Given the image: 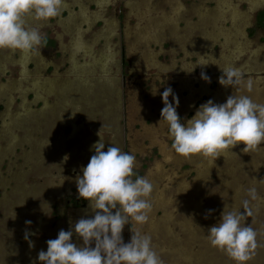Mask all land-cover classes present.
Here are the masks:
<instances>
[{"label": "rangeland", "instance_id": "1", "mask_svg": "<svg viewBox=\"0 0 264 264\" xmlns=\"http://www.w3.org/2000/svg\"><path fill=\"white\" fill-rule=\"evenodd\" d=\"M262 18L264 0H63L59 17L28 18L39 49L0 50V264H41L48 240L92 218L76 179L100 136L105 151L134 153L135 174L154 186L141 231L163 264H233L205 237L252 186L261 199L244 221L258 232L249 264H264V143L249 153L239 144L214 163L186 160L159 125L167 87L182 122L209 99L226 102L234 89L218 83L219 66L241 68L252 99L264 103ZM72 242L82 246L75 233Z\"/></svg>", "mask_w": 264, "mask_h": 264}, {"label": "clouds", "instance_id": "2", "mask_svg": "<svg viewBox=\"0 0 264 264\" xmlns=\"http://www.w3.org/2000/svg\"><path fill=\"white\" fill-rule=\"evenodd\" d=\"M62 8L63 0H0V50L34 54L43 37L38 28L28 25L27 19L46 23L59 17ZM219 68L222 75L218 83L233 88L235 94L222 104L209 99L186 122L178 115L179 98L173 89L167 87L160 93L164 106L159 125L166 126L174 153L186 160L200 157L214 163L239 144L244 145V153L262 149L264 103L255 102L250 95L253 80L245 78L241 68ZM201 79L211 82L204 73ZM100 137L92 145L95 154L76 179L78 196L89 202L94 215L79 219L68 231L61 229L57 238L46 242L47 250H41L37 259L41 264H163L151 236L141 231L153 209L154 186L147 176L135 174L134 153L124 152L112 143L105 151L104 138ZM245 195L240 207L243 213L235 207L229 210L226 205L219 222L208 229L205 237L233 264H249L258 248L257 230L244 221L254 215L253 202L261 197L255 186L249 187ZM213 211L207 210L208 215ZM126 225L131 233L127 243L122 236ZM73 233L82 240V246L72 242ZM25 240L33 247L27 233Z\"/></svg>", "mask_w": 264, "mask_h": 264}, {"label": "flooded vegetation", "instance_id": "3", "mask_svg": "<svg viewBox=\"0 0 264 264\" xmlns=\"http://www.w3.org/2000/svg\"><path fill=\"white\" fill-rule=\"evenodd\" d=\"M261 20H264V18H262ZM79 199V198H78ZM78 203V202H77Z\"/></svg>", "mask_w": 264, "mask_h": 264}]
</instances>
